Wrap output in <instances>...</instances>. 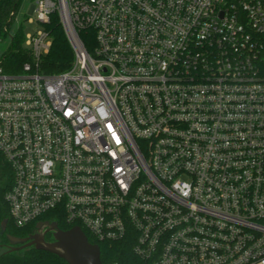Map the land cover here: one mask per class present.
I'll list each match as a JSON object with an SVG mask.
<instances>
[{
  "label": "built area",
  "instance_id": "1",
  "mask_svg": "<svg viewBox=\"0 0 264 264\" xmlns=\"http://www.w3.org/2000/svg\"><path fill=\"white\" fill-rule=\"evenodd\" d=\"M55 13L75 57L49 75ZM29 14L32 62L9 74L0 58L12 224L127 242L126 264H264V0H35Z\"/></svg>",
  "mask_w": 264,
  "mask_h": 264
},
{
  "label": "trees",
  "instance_id": "2",
  "mask_svg": "<svg viewBox=\"0 0 264 264\" xmlns=\"http://www.w3.org/2000/svg\"><path fill=\"white\" fill-rule=\"evenodd\" d=\"M16 0H5L0 4V13H5L12 8ZM46 30L52 38V46L48 54L39 61L38 68L44 74L55 75L70 70L74 63V51L60 22L57 13L51 16ZM78 35L88 52H92L95 46V32L91 29L79 30ZM24 37L20 33L15 40L12 41L11 50L6 54L3 67L9 74H20L25 62H32V59L26 55L23 46ZM13 171L6 160L0 153V247L5 251L0 254V264H67L64 260L58 258L43 250L34 247H28L17 251L9 252L5 246L8 244L7 235L17 238H26L33 234L36 223H32L24 228L15 227L9 217V207L5 196L13 185ZM8 221L6 231L3 230L2 224ZM43 220L53 221L51 218H43ZM63 230H70L60 221H55ZM90 243L95 242L88 237ZM101 249L102 264L120 263L126 264L132 259L130 245L127 242H114L99 244Z\"/></svg>",
  "mask_w": 264,
  "mask_h": 264
},
{
  "label": "water",
  "instance_id": "3",
  "mask_svg": "<svg viewBox=\"0 0 264 264\" xmlns=\"http://www.w3.org/2000/svg\"><path fill=\"white\" fill-rule=\"evenodd\" d=\"M7 225L8 221L6 220L2 224L4 231H6ZM44 227L54 232L53 237L55 241L53 243H47L42 234L24 239L7 235L8 242L12 246L8 251L13 252L34 247L57 256L67 264H102L99 245L90 243L80 228L75 227L64 231L59 229L56 223L39 222L36 225V229L38 230H42ZM16 245H21V247H14Z\"/></svg>",
  "mask_w": 264,
  "mask_h": 264
},
{
  "label": "rangeland",
  "instance_id": "4",
  "mask_svg": "<svg viewBox=\"0 0 264 264\" xmlns=\"http://www.w3.org/2000/svg\"><path fill=\"white\" fill-rule=\"evenodd\" d=\"M35 0H21L16 7V20L13 22L9 29V34L2 35L0 38V58L7 54L12 47V38L18 34L24 33L25 36L35 34L36 31H40L42 27L34 22L29 23L26 21L30 16V8L34 4ZM24 48L30 50V46L24 45ZM4 249L0 247V254L4 253Z\"/></svg>",
  "mask_w": 264,
  "mask_h": 264
},
{
  "label": "flooded vegetation",
  "instance_id": "5",
  "mask_svg": "<svg viewBox=\"0 0 264 264\" xmlns=\"http://www.w3.org/2000/svg\"><path fill=\"white\" fill-rule=\"evenodd\" d=\"M40 222L55 223L54 220H53V221L43 220V221H40ZM58 228L61 229L62 227H60V226L58 225ZM61 230H63V229H61ZM64 231H66V230H64ZM37 234H42V235H44V239H45V241H46L47 243H53V242L55 241V240H54V237H53L54 232H53V231H49V229H48L47 227H44L42 230H38V229L35 228L33 234H31L30 236H28V237H26V238H29V237H31V236H33V235H37ZM22 239H24V238H22ZM10 247H12V246H11L10 243L8 242V244L5 246V248H6L7 250H9ZM14 247H21V245H16V246H14Z\"/></svg>",
  "mask_w": 264,
  "mask_h": 264
}]
</instances>
